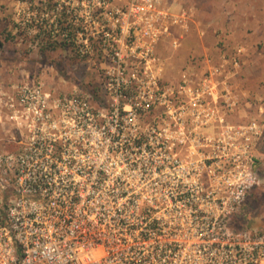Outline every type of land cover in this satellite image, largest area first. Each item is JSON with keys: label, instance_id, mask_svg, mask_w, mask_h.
<instances>
[{"label": "built area", "instance_id": "1", "mask_svg": "<svg viewBox=\"0 0 264 264\" xmlns=\"http://www.w3.org/2000/svg\"><path fill=\"white\" fill-rule=\"evenodd\" d=\"M155 5L111 15L134 40L116 46L105 26L112 66L97 93L0 91V264H264V229L245 219L262 132L228 122L232 97L212 75L152 71L169 20Z\"/></svg>", "mask_w": 264, "mask_h": 264}, {"label": "rangeland", "instance_id": "2", "mask_svg": "<svg viewBox=\"0 0 264 264\" xmlns=\"http://www.w3.org/2000/svg\"><path fill=\"white\" fill-rule=\"evenodd\" d=\"M155 1L152 13L156 17L168 13L169 20L157 21V27L167 31L153 44L152 71L167 83L212 75L217 95L232 97L228 122L255 121L262 132L254 145L260 182L248 198L245 219L246 226L264 229V0ZM59 2L81 19L75 23L82 22L85 30L77 42L80 49L90 50L78 59L70 49L41 51L31 39L37 29L27 26L35 12L29 0H0V91L22 81H38L68 93L98 92L112 66L105 26L114 32L111 39L119 40L116 46L133 45V33L119 31L124 23L110 20L117 9L127 12L132 0Z\"/></svg>", "mask_w": 264, "mask_h": 264}, {"label": "trees", "instance_id": "3", "mask_svg": "<svg viewBox=\"0 0 264 264\" xmlns=\"http://www.w3.org/2000/svg\"><path fill=\"white\" fill-rule=\"evenodd\" d=\"M29 3L35 12L31 15V23L27 26L37 29V32L31 36L33 42H36L41 51L70 49L73 58L78 59L81 56L79 52L81 45L77 42V35L79 31L84 32L85 29L81 25L82 22L75 23L78 15L73 9L70 10L68 5L60 4L59 0H29ZM20 28L27 30V27ZM2 46L3 42L0 41V48Z\"/></svg>", "mask_w": 264, "mask_h": 264}]
</instances>
